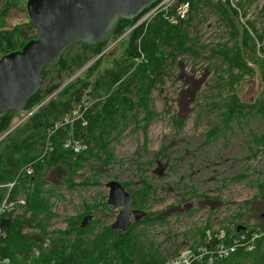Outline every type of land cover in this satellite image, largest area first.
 Masks as SVG:
<instances>
[{
	"label": "rangeland",
	"instance_id": "374dc122",
	"mask_svg": "<svg viewBox=\"0 0 264 264\" xmlns=\"http://www.w3.org/2000/svg\"><path fill=\"white\" fill-rule=\"evenodd\" d=\"M8 1L15 4L2 20L4 28L11 29L15 25L27 23V0ZM233 1L238 9L237 15L233 16L227 8V17L235 18L232 21L238 30L236 38H232L231 27L216 10V0L202 3L197 12L191 14V22L184 27L190 39L186 44L189 50L168 64L162 83L152 90L150 110L155 115L150 119L147 129L144 131L142 128L145 124V112L142 109L138 110L136 120L123 121L108 137L112 164L105 167L102 157L96 154L76 171L73 182L79 185L86 178L91 183L89 186L68 188L66 183L69 170L64 165H55L45 171L40 180L44 188L50 191L49 201L55 217L48 223L49 236L43 242V248L49 246L57 231L68 228L70 218L79 217L83 213L84 216L92 217L91 222L94 220L99 223L93 234L101 227L115 222L120 209H112L106 203L108 189L105 185L109 181H117L122 186L128 183L129 186L124 189L130 197L133 191L142 187L143 179L152 186L147 206L132 208L130 220L133 223L148 213L162 218V221H156L149 226H139V232L146 246L153 245L164 256L163 264H167L184 249L193 251L202 246L199 234L206 225L209 226L206 233L210 237L214 233L220 237L223 232L234 235L232 229L236 224L248 230L264 229V188L259 185L258 191L256 187L264 181V146H258L262 150L253 158L247 147L248 133L261 134L264 132L263 124L257 118L247 117L240 123H232L229 130L217 137L206 140L211 128L220 124L219 109L212 108L214 103H221L231 93H235L240 102L246 104L264 102V77L259 68V61L264 59V0ZM3 3L5 0H0V9ZM248 22L254 27L253 32L247 29L252 42L256 44L255 53L242 43L245 37L241 27H246ZM24 32L27 37L35 35V29L32 28H25ZM259 36L262 41L257 40ZM235 44L246 53L245 61L251 69L248 73L237 68L230 69L221 57L212 56V49L221 46L232 48ZM113 46L98 71L90 78L92 84L105 69L113 66V60L121 62L125 59L126 41ZM77 50L78 46L75 45L70 51L75 53ZM70 51L65 53L64 58L70 57ZM140 51L142 52L141 49ZM136 53L132 59L131 71L141 64H136L138 49ZM142 53L145 63L146 55ZM255 59L259 61L254 63ZM88 63L90 61L69 72L62 70L58 73V66L48 67L41 89L45 90L52 85L59 86L42 104L56 97L75 78L84 77L86 69L83 68ZM231 73L238 77V81L230 88L223 84L218 86L222 81L228 80ZM128 97L133 101L137 99L134 93ZM103 99L85 94L81 100L96 105ZM81 100L72 109L77 108ZM35 110L36 107L17 113L11 128L0 136V141ZM91 110L93 108L87 113ZM60 119L61 117L52 125ZM51 126L41 141L35 161L45 160L53 153H45V143ZM63 132L64 140L66 133ZM85 143L87 150L91 149L88 138ZM87 150L83 153L86 154ZM32 165L33 163H29L20 167L12 182L0 185L7 190L0 206L6 202L10 190L20 177L33 174ZM25 188L11 202L22 206L25 202L24 192L32 191L33 183L27 182ZM87 206L91 207L90 211H87ZM14 213L20 214L21 210L17 209ZM24 232L30 233L34 240H40L38 230L25 229ZM38 254V250L33 249L30 260L37 258ZM246 259L247 261L240 262L230 260L223 264L254 263L252 257Z\"/></svg>",
	"mask_w": 264,
	"mask_h": 264
},
{
	"label": "trees",
	"instance_id": "16d2710c",
	"mask_svg": "<svg viewBox=\"0 0 264 264\" xmlns=\"http://www.w3.org/2000/svg\"><path fill=\"white\" fill-rule=\"evenodd\" d=\"M159 1L157 0L156 3ZM210 1L176 0V5L189 4V15L186 20L173 25L166 20L163 14H159L149 24L136 27L130 31L138 19L150 7L154 6L151 5L133 20L120 19L104 41L92 46L83 43L76 44L78 50L75 53L70 51L75 45L71 46L62 53L59 60L53 65L58 66V73L62 70L69 72L76 66L82 67L98 56L99 58L85 70L84 77L75 78L56 97L43 104L42 102L59 85H52L42 90L41 87L47 75L46 69L48 67L42 69L41 84L23 108V111H29L35 107L36 110L0 141V185L12 182L20 167L33 163V174L19 178L17 184L10 190L6 202L14 201L22 193L20 191L26 189L25 184L27 182L33 183L34 186L32 191L24 192L25 202L22 206L17 204L13 211L0 214V220H9L4 236L0 237V261L8 260L7 264H163L165 262L164 256L153 245L146 246L144 244L141 240L142 234L139 232V226L146 227L156 221H162V218L157 217L154 213H148L141 219L134 221L124 233L113 231L110 226H103L95 234L93 231L97 229L99 224L97 221L93 220L88 226L80 228L81 221L85 217L83 213L79 217L70 218L68 228L64 231H57L56 237L50 240L49 246L43 248V242L49 236L48 223L55 217V214L51 210L49 201L50 191L44 188L40 179L47 169L55 165H64L69 170L66 183L68 188L87 187L91 183L86 178H83L79 185L73 182L76 171L81 169L96 154L102 157L105 167L112 164V152L109 149L110 140L108 137L122 125L123 121L136 120L138 110L142 109L145 112L143 117L145 124L142 128L144 131L147 129L151 122L150 119L155 115L150 110L151 92L157 84L162 83V77L168 64L189 50L186 44L190 39L184 31V27L191 22V14L197 12L202 3ZM216 2V10L231 27L232 38H236L238 30L232 21L235 18L227 17V8L233 16L237 15V10L232 9L228 1L216 0ZM14 4L13 1L5 0L0 9V58L20 50L24 44L36 38V35L27 37L24 32L25 28L35 29L29 18L27 23L15 25L11 29L4 28L2 20L7 17ZM173 13L174 9L170 14ZM241 28L245 37L242 42L243 46L255 53L256 44L252 42L247 29L249 28L253 32V24L248 22L246 27ZM122 36L124 37L114 46L126 41L125 59L121 62L113 60V66L105 69L103 74L92 84L90 78L98 71L105 56L111 50V48L106 49ZM257 40L262 41V37L259 36ZM138 46L146 55L147 60L145 63L141 61V64L131 71L132 59L137 55ZM68 51L73 54L70 53V57L64 58ZM211 53L212 56L221 57V60L227 63L230 69L237 68L247 73L251 71L245 61L246 53H243L236 44L232 48L217 47L212 49ZM258 61L259 59H255L253 62ZM259 63L261 75L264 77V59H261ZM230 76L228 80L222 81L218 86L223 84L227 88L232 87L238 81V77L234 76L233 73ZM132 93L137 96L136 101L128 97ZM85 94L92 98H104L103 101L93 106L94 111L91 110L85 114L88 122L85 137L88 138L91 149L89 148L86 154H74L63 149L64 132L60 130L53 136V153L45 160L35 161L46 131L54 121L70 113L73 105L78 103ZM212 108L219 109L220 124L212 127L207 133V141L229 130L232 123H240L247 117L259 119L264 126V102L257 101L253 104H246L240 102L235 93H231L221 103H214ZM16 114L13 111H8L0 115V136L11 128ZM179 122L182 121L179 120ZM83 130L78 123L75 124V135L83 136ZM247 143L250 156L252 158L257 156L262 150L258 146H264V132L257 135L249 132ZM141 183L142 187L133 191L131 195V205L134 209L147 206V198L152 191V186L147 180L143 179ZM259 185L264 188V181L256 185L258 191ZM128 186V183L123 184L124 188ZM6 191V188L0 187V203L5 199ZM17 209L21 210L20 214L14 213ZM86 209L90 211L91 207L87 206ZM237 215L241 217L240 214ZM208 228V225L204 226L199 234L202 246L205 245L204 239ZM237 228H240V225H234L232 229L234 235H231L230 232L225 233L224 242H229L230 236L235 237L238 234L252 233L256 230L254 228L248 230L246 227L244 230L241 228L237 230ZM25 229L38 230L40 240H34L30 233L24 232ZM262 240L264 238L259 239L256 245ZM216 241L217 238L214 233L211 238V245ZM33 249H37L39 254L37 258L30 260ZM193 252L196 253V250L194 249ZM250 257L254 260L252 264H264V255L255 254L253 251L243 252L241 249L224 260L214 261L213 264H223L230 260L247 261L246 258ZM208 259L209 256H203L201 261L194 262V264H207Z\"/></svg>",
	"mask_w": 264,
	"mask_h": 264
},
{
	"label": "water",
	"instance_id": "95a60500",
	"mask_svg": "<svg viewBox=\"0 0 264 264\" xmlns=\"http://www.w3.org/2000/svg\"><path fill=\"white\" fill-rule=\"evenodd\" d=\"M156 1L27 0L26 12L35 27L36 38L20 50L0 58V115L23 111L41 84L42 69L54 65L68 48L80 43L92 46L104 41L120 19L133 20ZM105 186L108 189L107 205L120 209L110 227L124 233L132 224L131 197L117 181H109ZM91 220V216H85L80 228L88 226ZM8 225V219H1L0 232L4 233ZM240 228L245 229L244 226Z\"/></svg>",
	"mask_w": 264,
	"mask_h": 264
},
{
	"label": "built area",
	"instance_id": "2783aa9c",
	"mask_svg": "<svg viewBox=\"0 0 264 264\" xmlns=\"http://www.w3.org/2000/svg\"><path fill=\"white\" fill-rule=\"evenodd\" d=\"M228 1L234 9H237L233 0H222ZM154 6L150 7L132 26L130 31L136 27L149 24L157 15L163 14L166 20L173 25H176L179 21L186 20L189 14V4L181 3L176 5V0H160L155 2ZM172 9L174 13L170 14ZM121 38V37H120ZM119 38V39H120ZM123 38V37H122ZM121 38V39H122ZM120 39V40H121ZM119 41V40H118ZM117 41V42H118ZM139 56L136 57V64L144 61V55L140 51L138 46ZM94 105V104H93ZM92 104L86 103L84 100H81L77 108H74L70 113L65 114L61 119L55 122L47 135V140L45 143V153L53 152V136L60 130L65 131L66 137L62 141V146L65 150L71 151L74 154H80L87 150L86 140V128H87V119L85 114L90 108H93ZM79 124L83 130V136L75 135V124ZM84 140V143L82 142ZM31 172V171H29ZM10 185L9 187H11ZM21 202V201H20ZM8 203V204H7ZM22 203V202H21ZM17 202H5L0 206V214L3 212L13 211ZM4 233L0 232V235ZM225 232L222 233V236L218 237L216 235L217 241L211 245V238L209 234L206 233V238L204 239L205 245L197 248L196 253L191 249H184L181 251L175 258L170 260L167 264H194V262L201 261L203 256H209L207 264H213L214 261L224 260L231 255L235 254L238 250H243L244 252H252L255 248L256 241L264 238V229L255 230L252 233L244 232L238 234L235 237L230 236L229 242H224ZM8 260L0 261V264H7Z\"/></svg>",
	"mask_w": 264,
	"mask_h": 264
},
{
	"label": "crops",
	"instance_id": "0c3cea01",
	"mask_svg": "<svg viewBox=\"0 0 264 264\" xmlns=\"http://www.w3.org/2000/svg\"><path fill=\"white\" fill-rule=\"evenodd\" d=\"M258 241V240H257ZM256 241V242H257ZM264 240H262L259 244H255V250H253V253L264 255ZM244 252V251H243Z\"/></svg>",
	"mask_w": 264,
	"mask_h": 264
},
{
	"label": "bare ground",
	"instance_id": "6f19581e",
	"mask_svg": "<svg viewBox=\"0 0 264 264\" xmlns=\"http://www.w3.org/2000/svg\"><path fill=\"white\" fill-rule=\"evenodd\" d=\"M95 60H93L91 63H93ZM88 66H90V64L88 65Z\"/></svg>",
	"mask_w": 264,
	"mask_h": 264
}]
</instances>
